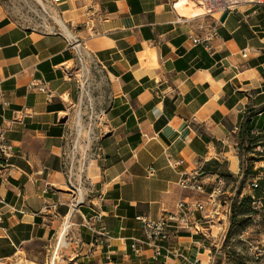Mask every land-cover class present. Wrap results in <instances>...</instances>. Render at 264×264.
I'll list each match as a JSON object with an SVG mask.
<instances>
[{
	"label": "crops",
	"instance_id": "obj_1",
	"mask_svg": "<svg viewBox=\"0 0 264 264\" xmlns=\"http://www.w3.org/2000/svg\"><path fill=\"white\" fill-rule=\"evenodd\" d=\"M48 1L56 28L19 23L0 0V96L8 103L0 101V131L13 146L7 161L0 156V264H215L211 242L228 201L209 195L242 174L236 140L246 116L264 133V5L240 4L220 21L179 12L180 0ZM212 27L209 48L191 42ZM76 50L107 87L99 113L85 120L97 129L85 152L86 203L71 211L66 168L81 153L72 155V142L83 128L81 83L70 74ZM41 80L51 98L28 87ZM192 172L201 193L177 183ZM196 199L208 205L194 216L215 237H172L167 245L187 260L133 251L144 237L137 213L157 219ZM91 203L103 211L99 222ZM85 220L104 227L102 245Z\"/></svg>",
	"mask_w": 264,
	"mask_h": 264
},
{
	"label": "rangeland",
	"instance_id": "obj_2",
	"mask_svg": "<svg viewBox=\"0 0 264 264\" xmlns=\"http://www.w3.org/2000/svg\"><path fill=\"white\" fill-rule=\"evenodd\" d=\"M42 1L46 10L38 0H3V3L8 14L19 23L41 26V28L46 25L56 28L54 18L51 16L54 11L53 5L48 0ZM186 7H188L186 15L200 11L193 10L195 8L192 2H188ZM74 57L75 65L70 69V74L72 71L73 75L78 76L83 95L81 103L83 128L76 148L85 154L88 153L87 148L92 147L91 142L94 141L97 131L94 126L89 128L85 120H93L96 113H99L97 109L102 100L101 91L105 93L107 85L106 80L101 78V73L93 67L87 56L75 53ZM238 140L237 137L236 145ZM255 141L254 146L253 142L246 139L244 149H238L243 174L236 178L235 183L227 187V192L222 193L223 186H221L220 197L222 200L227 199L228 202L227 209L223 212L225 217L221 216L219 221L216 220L214 234L217 233V236L211 242L215 264H264V206L260 200L253 199L251 202H245L240 209L237 208L243 196L253 194L251 183L264 177V171L259 170V165L264 166V159H260L264 158V137ZM230 198L237 207L230 208ZM230 214L234 216L232 221Z\"/></svg>",
	"mask_w": 264,
	"mask_h": 264
},
{
	"label": "built area",
	"instance_id": "obj_3",
	"mask_svg": "<svg viewBox=\"0 0 264 264\" xmlns=\"http://www.w3.org/2000/svg\"><path fill=\"white\" fill-rule=\"evenodd\" d=\"M240 4H248L251 6L264 5V0H194L193 8H197L200 11L198 12L201 15H211L218 14L219 17L224 12H231L237 8ZM218 37V32L215 27H212L205 35L203 36H193L189 35V38L193 44H202L206 48H209V42L212 38ZM78 55H81L79 51L76 50ZM82 56V55H81ZM29 88H37L39 91L44 92L48 98L52 97V91L46 86L44 80L40 82H30L28 85ZM0 101L4 105L8 103L3 100L0 96ZM238 129V128H236ZM77 140L75 139L72 142V155L77 151ZM13 151V146L7 142L4 134L0 131V156L7 161L11 156ZM79 156V155H78ZM77 158V157H76ZM77 163V165H76ZM182 161H174L169 159L168 164L171 167L181 164ZM86 166V157L80 155L77 158V161L74 162L71 156V162L66 168V183L73 194L72 200L68 204V208L71 211L78 209L79 206L86 203V196L81 193V187L84 183L83 172ZM146 174L148 177H153L155 175V168L153 165H150L146 168ZM221 184L216 186L214 191L209 195L210 200L219 202L221 186L224 184V181H220ZM178 185L182 188L203 192V185L201 183L200 174L198 172H192L186 176L181 177L178 180ZM253 187L257 185V181L251 183ZM103 192H99L98 197H102ZM0 204L6 205L4 200L0 196ZM208 203L200 199L185 201L181 200L176 205V210L173 212H163L157 219H150L148 216L137 213L135 219L139 221L142 225L144 231V237L135 239L131 244V248L134 252L138 253L144 246L152 247L154 251V257L163 256L165 259H169L172 256L180 257L184 260L187 258L180 252L173 251L167 245V242L174 236H176L182 230H188L192 234H200L203 238L215 237L209 230H205L202 225V219L196 218L194 216L197 211H205ZM91 207L95 208L94 220L99 222L103 218V211L97 210V204L91 203ZM2 207L0 206V215L2 213ZM190 218H192V223H190ZM206 219H209L208 217ZM205 220V218L203 219ZM219 221V220H218ZM84 224L89 228V230L94 234V241H97L100 245L103 244L106 233L103 226H97L95 224H90L85 220ZM202 245V243H200ZM107 259L110 258L109 251L106 252Z\"/></svg>",
	"mask_w": 264,
	"mask_h": 264
},
{
	"label": "trees",
	"instance_id": "obj_4",
	"mask_svg": "<svg viewBox=\"0 0 264 264\" xmlns=\"http://www.w3.org/2000/svg\"><path fill=\"white\" fill-rule=\"evenodd\" d=\"M254 126L252 124V120L250 118V116H246L244 122L242 123V125L240 126L239 129V134H238V142H237V148L239 150L244 149V143L245 140L248 139L251 142H253V145L255 146L256 142L255 140L260 139L262 137H264V133H254L253 132ZM264 143V142H263ZM246 149V147H245ZM260 159H264V158H260ZM243 169V166H242ZM259 170L264 171V168H259ZM243 174V171H242ZM240 174V176L242 175ZM253 199L255 200H260L264 206V177L263 178H259L257 180V185L255 187H253V194L251 195H246L243 196V198L240 200V203L238 205V207L236 206V204L234 203V201H232V199L230 198L231 201V209H233L234 207H237L238 209H240V207H243L245 205V202H251ZM241 211V210H240ZM233 212V210H232ZM234 219V216L230 214V220L232 221Z\"/></svg>",
	"mask_w": 264,
	"mask_h": 264
},
{
	"label": "bare ground",
	"instance_id": "obj_5",
	"mask_svg": "<svg viewBox=\"0 0 264 264\" xmlns=\"http://www.w3.org/2000/svg\"><path fill=\"white\" fill-rule=\"evenodd\" d=\"M39 3L41 4V6L43 7L44 10H46L45 8V4L43 3L42 0H38ZM186 2V0H180L177 4V9L179 12L186 14V12L188 11V7L184 6V3ZM193 10H199L197 8L193 9ZM55 20H57L59 23H61L60 18L57 15L52 14L51 15Z\"/></svg>",
	"mask_w": 264,
	"mask_h": 264
},
{
	"label": "water",
	"instance_id": "obj_6",
	"mask_svg": "<svg viewBox=\"0 0 264 264\" xmlns=\"http://www.w3.org/2000/svg\"><path fill=\"white\" fill-rule=\"evenodd\" d=\"M227 14H228L227 12H224L222 14L221 18H220V21H224V19L226 18Z\"/></svg>",
	"mask_w": 264,
	"mask_h": 264
}]
</instances>
